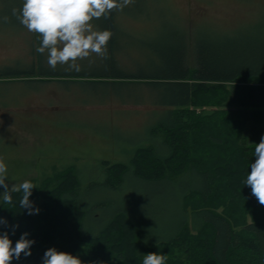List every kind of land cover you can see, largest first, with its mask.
<instances>
[{"label":"trees","instance_id":"1","mask_svg":"<svg viewBox=\"0 0 264 264\" xmlns=\"http://www.w3.org/2000/svg\"><path fill=\"white\" fill-rule=\"evenodd\" d=\"M140 2L92 22L112 36L106 58L80 61V71L49 68L34 33L32 61L0 70L2 84L43 88L54 80L58 87L81 88L91 96L88 106L150 108L143 135L124 151L128 160L98 161L93 175L69 165L39 185L29 180L36 187L30 200L41 201L38 214L20 207L19 191H11L12 204L2 199L0 218L7 225L0 233L7 232L13 246L23 233L35 241L31 256L21 254L12 264H43L53 247L82 264H142L160 246L179 250L190 264H264V206L238 200L251 191L243 181L264 136V20L234 36L189 37L174 25L142 39L121 24L139 22ZM15 21L11 16L5 23L27 30ZM226 195L237 202L225 203ZM191 196L200 202L189 209ZM214 198L219 200L210 202ZM221 205L223 214L216 211ZM231 208L242 215L235 221L239 232L229 219ZM248 212L252 219L245 223ZM188 230L208 235L189 240Z\"/></svg>","mask_w":264,"mask_h":264},{"label":"rangeland","instance_id":"2","mask_svg":"<svg viewBox=\"0 0 264 264\" xmlns=\"http://www.w3.org/2000/svg\"><path fill=\"white\" fill-rule=\"evenodd\" d=\"M15 2L23 0H0V18L13 16L12 10L20 8L14 6ZM140 5L139 22L123 20L121 24L142 39L155 38L164 28L174 25L182 27L189 37L192 32L234 36L252 31L264 20V0H142ZM30 33L8 26L0 19V70L17 62L28 65L32 61ZM53 82L43 88L0 83V157L8 166L9 191L25 180L39 185L64 166L73 165L93 175L98 170L94 169L98 161L124 162L130 157L124 151H129L133 141L144 133L146 123L142 122L150 108L116 103L88 106L91 96L81 88L58 87ZM261 128L264 133V126ZM4 191L0 186V195ZM226 197L221 199L225 203L237 202L231 196ZM214 200L219 199L210 202ZM238 200L248 207L261 206L251 191L240 193ZM196 202H200L198 196H191L186 205L191 209ZM40 203L38 199L33 205L40 209ZM224 207L221 205L216 211L223 214ZM229 210L235 230L241 231V224L235 221H241L242 215L232 208ZM251 219L250 212L243 217L245 223ZM187 234L189 240L208 235L197 236L191 230ZM150 252L167 255V264H190L186 257L177 255L180 251L175 248L160 246Z\"/></svg>","mask_w":264,"mask_h":264},{"label":"clouds","instance_id":"3","mask_svg":"<svg viewBox=\"0 0 264 264\" xmlns=\"http://www.w3.org/2000/svg\"><path fill=\"white\" fill-rule=\"evenodd\" d=\"M132 3L134 0H23L22 7L14 8L12 15L29 32L38 35L40 46L36 51L47 53L49 68L55 70L57 65H67L70 70L80 71L78 61L92 54L106 58L112 36L108 30L95 28L92 22L106 19L113 11H122ZM0 19L8 21L7 16ZM253 156L255 160L250 164L243 183L251 188V194L264 206V136L255 144ZM8 179V166L0 157V186L5 189L0 197L6 204H12L11 191H19L22 193L20 207L28 209L29 215L38 214L39 208L34 207L30 200L35 185L25 180L9 191ZM0 225H7V221L0 218ZM28 235L23 233L13 246L8 233H0V264H12L13 259L19 260L21 254L31 256V246L35 241L28 239ZM43 264H82V261L78 256L53 247L45 251ZM142 264H167V255L150 252L143 256Z\"/></svg>","mask_w":264,"mask_h":264}]
</instances>
